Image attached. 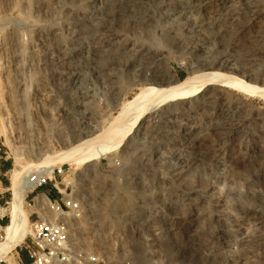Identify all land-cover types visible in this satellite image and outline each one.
Here are the masks:
<instances>
[{"label": "rangeland", "instance_id": "rangeland-1", "mask_svg": "<svg viewBox=\"0 0 264 264\" xmlns=\"http://www.w3.org/2000/svg\"><path fill=\"white\" fill-rule=\"evenodd\" d=\"M263 28L264 0H0L2 238L13 170L95 148L162 75L215 71L264 89L252 41ZM121 137L95 160L55 166L82 203L76 249L94 264H264V96L214 83ZM53 184L26 196L29 216ZM21 244L2 261L28 264Z\"/></svg>", "mask_w": 264, "mask_h": 264}, {"label": "bare ground", "instance_id": "bare-ground-1", "mask_svg": "<svg viewBox=\"0 0 264 264\" xmlns=\"http://www.w3.org/2000/svg\"><path fill=\"white\" fill-rule=\"evenodd\" d=\"M254 13L257 12L255 11ZM246 18L249 19L247 16ZM246 18H245V22L247 23ZM261 34L264 35V31ZM245 36L247 38L246 37L243 38L244 40H242L241 45L243 46L245 45L246 47L248 46L249 43L248 42L249 35L245 34ZM252 41L256 43L262 42L264 46V36L263 38L261 37V40H257V41H255L252 38ZM197 77L198 76L191 75L183 80H178L173 74L171 77L162 75L161 78L162 81H164L163 83L161 84L158 83L159 85L157 86L154 85L142 89L132 100L127 102L124 108V110L127 111L128 113V114L126 113L128 117L127 122L125 120V125H127V127L125 125L116 126L117 125L116 123H118L116 121L114 123L115 126L113 125L111 129H108L101 134L102 136L101 143L98 144L95 148L87 149L79 153H75V147L69 148L68 146L67 150L70 154L69 157H66L65 159H58L57 161L54 162L53 161L45 162L38 160L33 164H29L27 168L20 166L18 169L13 170L11 176V186H10V190L13 193V201L11 204L9 223L4 227L5 236L4 238L0 239V261H2L4 258L9 256L11 251L15 249L17 246H19L23 242V240L27 237V235L31 233V228H30L31 220L29 218L30 209H28L29 203H27L26 201V196L33 187V184L29 182V178L32 172L36 171L40 174L42 173L51 174L55 166L60 162L63 163L70 160L71 164L74 163L77 165L80 163H85V162L87 163L92 160H95L96 156L100 155L103 152L112 150L117 146H119L120 144V142H117L115 144H109L108 141H110L114 137L115 138H120L121 136L124 137L125 132L130 131L131 127L136 123L138 124L142 123L149 116L151 111L156 109L157 106H160L162 104L171 101H176L179 99H186L190 96L196 95L202 92L203 90H205L209 85H212L214 83H220L226 87H232L245 94L259 93L262 96H264V89H261L254 85H250L249 83L244 82L240 79L227 77L222 73H218L215 71L207 72V73L205 72L204 74L199 76L200 79L199 81L196 80ZM128 123H130L129 124L130 126H128ZM110 134H112V137H109ZM130 203L131 202L126 199L124 202L122 201L121 205L122 207L124 206L127 208ZM103 219L104 217L102 218V220Z\"/></svg>", "mask_w": 264, "mask_h": 264}, {"label": "built area", "instance_id": "built-area-1", "mask_svg": "<svg viewBox=\"0 0 264 264\" xmlns=\"http://www.w3.org/2000/svg\"><path fill=\"white\" fill-rule=\"evenodd\" d=\"M6 153L3 144L0 143V159ZM66 169L63 165L54 168L51 174L31 173L29 182L33 184L29 194L54 182L57 195L51 197L49 193H37L30 204L35 215L31 221V233L29 238H25L21 245L26 253L28 264H72L78 261L98 263V258L93 254H88L83 250L76 249L72 240L73 226L70 219H80L82 213V203L77 197L67 194L69 186L65 185L64 191L60 189L59 179L64 176ZM44 194L47 203L37 201L36 196ZM5 203H8L5 201ZM1 207V206H0ZM43 212V213H41ZM0 218V239H2V222ZM17 264H25L18 255ZM0 264H8L0 261Z\"/></svg>", "mask_w": 264, "mask_h": 264}, {"label": "trees", "instance_id": "trees-1", "mask_svg": "<svg viewBox=\"0 0 264 264\" xmlns=\"http://www.w3.org/2000/svg\"><path fill=\"white\" fill-rule=\"evenodd\" d=\"M7 167H9V165H8V164L6 165V168H7Z\"/></svg>", "mask_w": 264, "mask_h": 264}, {"label": "crops", "instance_id": "crops-1", "mask_svg": "<svg viewBox=\"0 0 264 264\" xmlns=\"http://www.w3.org/2000/svg\"><path fill=\"white\" fill-rule=\"evenodd\" d=\"M25 259L27 260V257Z\"/></svg>", "mask_w": 264, "mask_h": 264}]
</instances>
